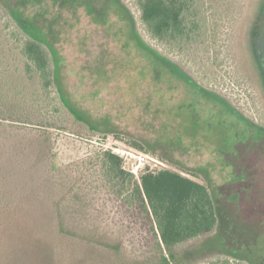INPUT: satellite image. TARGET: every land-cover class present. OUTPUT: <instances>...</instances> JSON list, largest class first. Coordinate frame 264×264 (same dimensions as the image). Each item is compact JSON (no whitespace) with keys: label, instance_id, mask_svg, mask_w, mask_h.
Masks as SVG:
<instances>
[{"label":"rangeland","instance_id":"1","mask_svg":"<svg viewBox=\"0 0 264 264\" xmlns=\"http://www.w3.org/2000/svg\"><path fill=\"white\" fill-rule=\"evenodd\" d=\"M140 1L0 0V264H264V0H190L185 44L153 37ZM23 30L56 49L82 115L26 73ZM163 170L218 217L174 254L126 200Z\"/></svg>","mask_w":264,"mask_h":264},{"label":"trees","instance_id":"2","mask_svg":"<svg viewBox=\"0 0 264 264\" xmlns=\"http://www.w3.org/2000/svg\"><path fill=\"white\" fill-rule=\"evenodd\" d=\"M192 5L190 0H141L139 3L142 20L151 35L174 44H185L198 34L197 22L189 23ZM23 34L20 53L25 59L26 73H34L45 92L54 86L60 102L82 115L58 85L61 59L56 49L43 37L25 31ZM104 159L109 184L115 187L114 183L126 174L122 160L111 152H106ZM127 183L124 180L123 186ZM126 200L145 214L162 254H174L180 245L206 236L217 227L216 204L209 189L170 170L143 174L140 185H136Z\"/></svg>","mask_w":264,"mask_h":264}]
</instances>
